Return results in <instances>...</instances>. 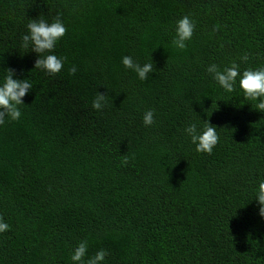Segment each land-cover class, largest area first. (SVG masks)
Instances as JSON below:
<instances>
[{
  "label": "trees",
  "instance_id": "obj_1",
  "mask_svg": "<svg viewBox=\"0 0 264 264\" xmlns=\"http://www.w3.org/2000/svg\"><path fill=\"white\" fill-rule=\"evenodd\" d=\"M57 15L64 64L49 76L22 37ZM185 15L195 29L180 50ZM124 56L154 72L141 81ZM233 62L264 67V0H0V85L8 68L33 85L0 125V264H73L82 241L102 264H264V112L240 77L229 93L206 71ZM206 120L210 155L185 132Z\"/></svg>",
  "mask_w": 264,
  "mask_h": 264
},
{
  "label": "clouds",
  "instance_id": "obj_2",
  "mask_svg": "<svg viewBox=\"0 0 264 264\" xmlns=\"http://www.w3.org/2000/svg\"><path fill=\"white\" fill-rule=\"evenodd\" d=\"M28 33L22 37V46L24 48L31 47V51L38 54V59L35 61L34 69H39L49 76H55L63 69L64 61L58 58L54 52L57 42L66 34L67 29L64 26L60 16L48 23L46 20L31 19L27 24ZM195 29V23L192 19L185 15L179 19L176 24V36L173 39V45L180 50L186 48V41L191 40ZM248 55L245 54L240 59L242 62L248 60ZM122 64L126 69L134 71L141 81L147 80L148 75L154 72L153 63H145L140 65L134 62L131 56H124ZM77 69L75 66L69 69V74L74 75ZM206 71L213 75L215 81L226 91L233 92L237 77L239 79V87L242 90L245 99L258 101L255 109L264 112V67L259 69H246L241 75L239 64L233 62L230 67H226L221 71L216 64L208 66ZM7 74L4 77V82L0 85V125L5 123L8 118L11 121H17L21 117L19 105L24 104L23 98L29 93L33 85L28 79H14L15 70L6 69ZM107 94L97 92L95 99L92 102V108L100 111L104 108L107 102ZM218 107V105H217ZM154 111L148 110L143 117L145 126L154 124ZM185 132L191 138V142L196 145V151L199 153L211 154L219 141V136L216 131V126L211 125L208 120L204 124L202 132L197 131V125L191 124ZM127 163V161H124ZM260 205L259 214L264 217V181L258 185L255 198ZM9 229V225L0 217V233ZM87 242L82 241L74 250L71 260L73 264H102L107 252L103 249L87 261L84 257L87 253Z\"/></svg>",
  "mask_w": 264,
  "mask_h": 264
}]
</instances>
